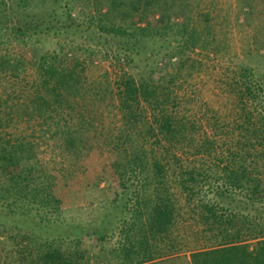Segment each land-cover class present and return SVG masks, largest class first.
Returning <instances> with one entry per match:
<instances>
[{"label": "rangeland", "instance_id": "rangeland-1", "mask_svg": "<svg viewBox=\"0 0 264 264\" xmlns=\"http://www.w3.org/2000/svg\"><path fill=\"white\" fill-rule=\"evenodd\" d=\"M70 1L64 0L63 8ZM78 1L72 16L78 18L81 11L83 15L73 29L22 39L14 36L11 24L0 40V58L11 55L25 63L17 77L0 73V142L9 151L7 158L16 145L30 150L16 173L15 168L0 171V264H43V255L53 250L78 264H130V259L141 260L144 254L156 256L153 264H192V254L210 245L195 208L215 204V196L204 187L194 201L182 197L180 167L211 160L201 159L193 147L181 154L180 162L170 160L167 187L179 199L174 202L179 217L170 236L153 238L147 208L155 200V175L122 172L135 148L146 150L149 161L164 153L153 146L154 140L142 147L133 122L145 115L137 112L129 116L132 123L125 120L118 86L125 76L148 85L151 77L158 84L161 74L176 76L163 93L173 92L177 106H170L172 113L186 117L197 129L191 140L198 143L204 133L211 138L215 133L220 144L229 138L235 144L241 137L239 132L232 136L240 124L234 102L240 89L234 88V78L246 69L264 75V0H254L251 11L243 8V0H192L194 8L200 5L188 27L192 41L199 42L196 49L185 50L182 42L188 37L176 30L164 31L163 38H148L151 44L142 53L123 52L125 39L104 35L91 22L97 16L94 1ZM37 6L28 13L43 17L45 8ZM177 41L181 44L171 49L169 44ZM152 51L159 55L150 57ZM52 57L67 67L76 61L84 64L79 68L82 90L72 103L74 110L54 114L38 101V96L46 95L39 88L40 61ZM182 60L185 66L180 70ZM158 85L164 87V81ZM215 125L219 128L213 133ZM67 132L77 133L73 149L63 139ZM258 170L264 173L263 163ZM148 184L154 185L145 190ZM51 190L60 200L59 211L42 203ZM72 228L84 235L75 237L69 232ZM132 246L141 253L139 258Z\"/></svg>", "mask_w": 264, "mask_h": 264}, {"label": "trees", "instance_id": "trees-1", "mask_svg": "<svg viewBox=\"0 0 264 264\" xmlns=\"http://www.w3.org/2000/svg\"><path fill=\"white\" fill-rule=\"evenodd\" d=\"M63 1L0 0V40L11 24H14V36L22 39L33 37L34 34L38 36L55 31L58 35L62 30L73 29L79 25V19L83 15L81 11V14L78 13V18L72 16L79 1L72 0L66 3L65 9ZM86 1L90 2V0ZM92 1L96 5L97 16L91 17V22L96 23L100 33L125 39L126 46L123 47L125 53L132 51L142 53L145 47L148 48L151 44L147 39L163 38L164 31L168 33L183 30L185 36L189 38L182 42L185 50L192 51L199 43L196 40L192 41L193 35L189 33L191 30L188 28L192 23L191 15L194 9L200 7L198 5L194 8L195 3L192 0ZM253 2L254 0H243V8L251 11ZM33 5L45 8L43 17L39 18L38 15L28 13ZM30 31L33 33L29 34ZM180 44L177 41L169 46L171 49H176ZM176 54H172L169 59H175ZM155 55H159V52H150V57ZM114 57L117 58L116 55ZM24 64L23 60H15L11 55L4 56L0 58V73L17 77ZM83 65L80 61H76L71 67H67L64 61L58 60L57 57H52L49 61L41 60L38 70L39 88L47 95L38 96L42 106L47 107L54 114L59 110H74L72 103L76 101L82 90V75L79 68ZM177 66L181 70L185 63L182 60ZM163 75L161 74L158 84L164 81V87L160 86L163 83L156 84L152 77L151 85H148L144 82L137 83L132 77L127 76L118 86L119 110L125 120L132 123L129 116L133 117L137 112H143L145 115L144 118L133 122L137 137L142 136L144 142L142 147L154 140L153 146H158L159 152L164 153L163 158H152L149 161L146 150L139 152L135 148L128 156V171L125 166V172H122V176L131 174L129 171L133 174L144 175L151 172L155 175V200L149 201L153 205L147 208L149 233L153 238L158 236L166 239L176 225L179 210L174 202L179 199L171 194L167 187L166 175L172 167L170 160L180 162L179 158L186 149L193 147L197 156L211 161L209 164L202 163L201 166L180 167L179 185L182 189V197L187 201H194L202 193L203 188L208 187L215 196V204L202 203L195 208L198 212L199 225H202L204 233L209 236L210 245L203 251L194 252L191 263L264 264V173L258 170L260 163H263L264 168V75L246 69L234 78V88L240 89V94H237L234 100L237 111L235 119L240 121V124L236 122L238 126L232 136L239 132L241 139L233 145L232 138H229L225 145L220 144L215 138L217 134L214 132L219 128L217 125L212 128L214 138L204 133L205 138L202 141L195 143V140H191L198 134L197 129L189 124L191 122H188L186 117L181 118L178 114L172 113L170 106L176 105L173 103V92L163 93L164 88L169 91L174 85L176 76L165 74L166 78ZM137 122L141 124H136ZM76 134L74 132L64 134L63 139L70 149L76 146ZM11 150L9 153L11 155L7 158L6 153L9 151L0 142V171L5 172L15 168L13 173H16L21 168L29 149L27 150L26 146L16 145ZM151 151L155 154L153 149ZM30 156L28 154V157ZM18 179L21 181V178ZM146 181H150L148 176ZM150 184L145 190L153 187L154 184ZM42 203L55 211L60 209V200L53 190L47 193ZM69 232L75 237L84 235L83 231L76 228H72ZM87 236L90 237L91 234ZM134 249L135 246H132L131 251L133 250L136 258H139L141 253ZM142 256L141 260L130 259V264H153L156 257L147 254ZM41 260L43 264H78L58 250L45 253Z\"/></svg>", "mask_w": 264, "mask_h": 264}]
</instances>
